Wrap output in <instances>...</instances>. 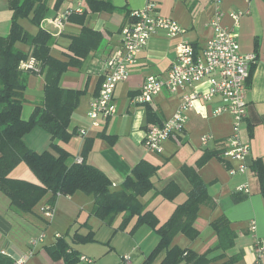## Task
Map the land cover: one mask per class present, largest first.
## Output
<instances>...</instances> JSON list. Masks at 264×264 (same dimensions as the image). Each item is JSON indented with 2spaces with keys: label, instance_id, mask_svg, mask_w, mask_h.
Instances as JSON below:
<instances>
[{
  "label": "crops",
  "instance_id": "obj_1",
  "mask_svg": "<svg viewBox=\"0 0 264 264\" xmlns=\"http://www.w3.org/2000/svg\"><path fill=\"white\" fill-rule=\"evenodd\" d=\"M46 1L49 12L42 21L41 28L54 37L52 55L63 61H71L74 57L79 62L70 66L60 80L62 88L82 93L68 129L70 133L75 134L69 141H56L61 149L71 155L69 162L81 158L87 138L91 148L88 162L105 173L116 189L122 186L140 161L146 160L158 166L159 171L152 178L154 190L142 199L147 209L157 215L161 224L172 216L178 205L187 200L193 188L182 168L184 166L196 168L208 186L212 202L201 205L195 220L194 227L199 236L191 239L179 233L174 237L172 245L193 250L201 255L208 254L210 259L208 264H252L255 259L254 245L257 241L264 240L263 186L260 174L254 167L257 164L262 165L264 171V0H222L224 24L227 26L231 25L229 17L231 12H249L236 30V36L242 53L258 55L257 63L251 68L247 118L243 125V138L252 144L247 161L249 170L246 174L236 175H231L230 169L237 167L238 163L224 155L228 148L227 139L232 133V116L229 113L214 115L215 109L223 104L220 97L210 102H196L195 107L188 112L184 132L166 141L163 153L157 154L144 147L143 142L148 128L152 125H161L170 119L186 92H202L209 88L208 79H204L176 93L163 91L149 104L134 102L148 77L167 78L169 69L178 60L179 38H170L163 31H159L150 39L131 67L128 80L117 86L115 90L117 115L102 121L99 127H93L91 124L89 116L91 104L98 96L105 78L106 61L119 51L123 31L133 22L131 13L144 9L149 0H110L116 9L113 12H93L86 0ZM11 2L12 0H0V36H7L10 32L13 17ZM80 2L83 3V13L72 14L67 19L64 30L60 31L51 23L66 11L77 9ZM155 2L157 5L154 14L171 18L186 28V39L194 44L198 52L206 47L214 35L209 24L215 12L211 0H155ZM26 20L28 26H24L20 21L22 26L31 34H36L38 27L29 19ZM84 29L98 33L99 39L81 38ZM79 38L83 43L79 50L89 51L84 58L70 51L73 41ZM17 46L24 51H30L29 46L25 44L19 43ZM44 95V75L31 74L22 111L24 120L31 117L35 107L43 101ZM148 108L157 114V121L149 122ZM81 130L87 131L85 138L80 135ZM49 135L45 129L37 126L31 134L25 135L24 140L31 149L41 153L51 150L48 146ZM205 135L213 136L207 145L201 142ZM34 137L43 139L41 147L35 148L31 145V142L35 141ZM206 152L214 154L213 157L202 167H197L198 161ZM22 164L11 173L13 178L26 180L28 178L22 175H29L28 170L34 173L26 165L29 169L23 167L21 172L24 171V174H19L18 170ZM34 175L36 176L35 173ZM172 181L180 187L181 193L170 201L159 195V192ZM30 182L39 184V179L36 182L33 178ZM241 185H248L250 192H238L237 188ZM51 199L52 193L49 192L33 211L22 212L13 208L9 197L0 191V264L15 263L27 255L31 249V239L41 233H45L46 238L36 246L35 255L28 258L24 264H67L64 259L53 258L48 251L57 243V234L65 237L79 255L92 259V264H143L159 242L158 234L147 225L141 226L134 234L128 231L115 233L122 216L117 217L113 226L103 224L99 218L91 214L94 197L84 192L79 191L70 196L59 195L53 205L50 203ZM46 206L54 207V216L51 219L42 213L43 207ZM221 218L229 222L233 232L228 249L220 246L221 239L212 226L213 222ZM105 227L110 230L106 240L107 248H101L99 251L88 249L87 245L103 243L99 233ZM90 231L95 233L93 242L75 243L74 246L68 241V237H71L74 243L73 236L77 232L87 235ZM113 253L118 259L111 257ZM164 255L165 253H162L155 264H160ZM125 256H129L128 261L124 260ZM77 264L85 263L80 261Z\"/></svg>",
  "mask_w": 264,
  "mask_h": 264
},
{
  "label": "trees",
  "instance_id": "obj_2",
  "mask_svg": "<svg viewBox=\"0 0 264 264\" xmlns=\"http://www.w3.org/2000/svg\"><path fill=\"white\" fill-rule=\"evenodd\" d=\"M86 2L93 12L116 10L110 0ZM11 9L13 17L10 32L7 36H0V191L9 197L13 208L30 212L49 192L52 193L50 203L53 205L59 195L70 196L81 191L94 197L91 214L99 218L103 224L113 226L117 217L122 216L115 233L128 231L134 234L141 226L147 225L158 234L159 242L143 264H155L162 253L165 255L160 264H208L210 262L208 254L201 255L193 250L172 245L174 237L179 233L191 239L199 236L194 227L195 220L201 205L212 202L208 186L196 168L190 166L182 168L193 188L187 200L178 205L172 216L161 224L157 215L139 200L154 190L152 178L157 173L158 166L146 160L140 161L122 186L116 189L105 173L88 162L91 148L87 138L81 152L82 161L70 163L71 155L61 149L56 141H69L75 134L70 133L68 129L82 93L62 88L60 80L70 66L79 62L74 57L71 61H63L52 55L54 37L41 28V23L49 12L46 0H12ZM22 19H29L38 27V32L36 34L28 32L20 23ZM88 37L99 39V34L84 29L81 38ZM81 38L73 41L70 51L84 58L89 51L79 50L83 45L79 41ZM19 43L29 46L30 51L18 48ZM30 55L38 61L40 75H44L45 95L31 117L24 120L22 111L26 101L28 78L35 73L23 70L21 61ZM147 114L149 122L158 120L157 114L151 108H148ZM37 126L51 135V150L39 153L26 144L25 135ZM213 155L206 152L198 161L197 167H202ZM22 163L36 174L39 184L11 176L13 170ZM254 167L260 174L264 195L262 165L257 164ZM180 193V187L172 181L159 192V195L171 201ZM212 226L221 239L220 246L230 248L229 242L233 232L229 222L221 218L213 222ZM73 241L76 244L93 242L95 233L90 231L87 235H82L77 232L73 236ZM48 251L53 258L64 259L67 264L80 262L81 255L63 236L58 238L55 246Z\"/></svg>",
  "mask_w": 264,
  "mask_h": 264
},
{
  "label": "built area",
  "instance_id": "obj_3",
  "mask_svg": "<svg viewBox=\"0 0 264 264\" xmlns=\"http://www.w3.org/2000/svg\"><path fill=\"white\" fill-rule=\"evenodd\" d=\"M83 2V1H82ZM80 2L75 10H68L65 14L53 19L51 23L60 31L64 30L67 19L76 13H83V3ZM215 12L210 21L213 29V37L206 47L198 52L194 44L186 39L187 29L177 21L161 15L154 14L157 3L149 0L147 6L131 13L133 22L123 31V41L119 51L111 55L105 64V75L100 92L91 104L89 113L93 127H99L102 121L108 120L118 113L115 102V90L117 86L128 80L131 67L137 61L139 54L148 45L150 39L159 31H163L170 38H179L177 43L178 60L169 69L168 77L161 78L150 76L146 79L140 93L134 98L138 104H149L163 91L176 93L186 90L191 86L208 79L209 88L206 91H188L182 97L175 114L161 125H152L148 128L144 139V147L151 152L161 154L164 151L165 142L176 134L183 133L188 119V112L192 110L196 102H210L220 97L223 104L218 106L215 116L229 113L232 116V133L227 139L228 148L224 155L231 161H236L238 166L230 169L231 175L246 174L249 170L248 157L252 151L251 142L243 138V125L247 118L248 92L251 68L257 63L256 53L245 54L241 52V46L237 40L236 30L240 27L242 19L248 11H233L229 14L231 25L224 24L225 13L222 9V0H211ZM21 68L25 71L41 74L38 61L30 55L21 61ZM80 135L85 138L86 130H81ZM213 139L212 135H205L201 142L207 145ZM81 162L82 158H77ZM238 192L249 193L248 185H241ZM42 213L49 219L54 216V207H43ZM57 234V238H61ZM45 233L31 239V249L14 264H24L34 256L36 246L44 241ZM255 259L252 264H263L264 240H259L254 245ZM125 261L129 256L124 257ZM80 261L92 264L93 260L87 256H80Z\"/></svg>",
  "mask_w": 264,
  "mask_h": 264
},
{
  "label": "rangeland",
  "instance_id": "obj_4",
  "mask_svg": "<svg viewBox=\"0 0 264 264\" xmlns=\"http://www.w3.org/2000/svg\"><path fill=\"white\" fill-rule=\"evenodd\" d=\"M21 23L24 25V26H28L27 25V20L26 19H22L21 20ZM30 25V24H29ZM28 106L29 105H31V104H27ZM46 131V130H45ZM32 132V131H31ZM31 132H28L27 134H26V136L27 135H29V134H31ZM49 137H50V143H48V146L51 148V135H49ZM34 139H35V141H33V142H31V145L32 146H34L35 148H39V147H41L42 145H43V139H39V138H37V137H34ZM30 140V139H29ZM38 152V151H37ZM23 166H21V168H19V170H18V173H19V171H20V173L19 174H24V171L23 172H21V169H29L27 166H26V164H22ZM24 167V168H23ZM29 172V175H22V176H26V177H24V178H28V179H26V180H29V181H31V180H33V178H35V181L36 182H38V178L34 175V173H32L30 170H28ZM158 171H159V167H158ZM158 171H157V173H158ZM157 173L155 174V175H157ZM146 196V195H145ZM145 196H142V197H140V201H141V203L143 204V205H145L146 206V203H145V201L142 199L143 197H145ZM163 200V199H162ZM107 234V235H106ZM109 234H110V230H109V228H104L100 233H99V238L101 239V240H103L102 242L103 243H94V244H90V245H87L86 247L88 248V249H90L91 251H99L101 248H107L106 246H107V243H108V241H106L107 239H108V236H109ZM106 236V237H105ZM68 241L71 243V245H74L75 246V243H73L72 242V239H71V237H68ZM114 246H115V244L114 243H112ZM111 257H114L115 259H118L117 257V255L116 254H112V256ZM95 263V262H94ZM125 263V262H124Z\"/></svg>",
  "mask_w": 264,
  "mask_h": 264
}]
</instances>
